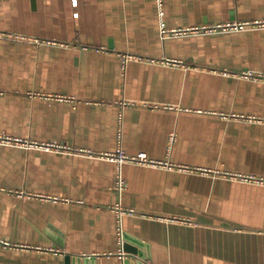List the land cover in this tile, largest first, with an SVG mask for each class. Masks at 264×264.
I'll return each instance as SVG.
<instances>
[{
    "label": "crops",
    "instance_id": "0c3cea01",
    "mask_svg": "<svg viewBox=\"0 0 264 264\" xmlns=\"http://www.w3.org/2000/svg\"><path fill=\"white\" fill-rule=\"evenodd\" d=\"M258 23L264 0H0V135L54 145L0 144V264H120L119 201L129 264H264ZM119 148L161 163L121 196Z\"/></svg>",
    "mask_w": 264,
    "mask_h": 264
},
{
    "label": "built area",
    "instance_id": "2783aa9c",
    "mask_svg": "<svg viewBox=\"0 0 264 264\" xmlns=\"http://www.w3.org/2000/svg\"><path fill=\"white\" fill-rule=\"evenodd\" d=\"M161 1L162 0H159V3H161ZM258 26L259 27L264 26V23H258ZM241 27L242 25L227 24V25H218L216 27H206L205 31H209V32L210 31H229V30L239 29ZM199 32H200V29L198 28L167 31L164 26L162 27L163 36L167 33H170L172 36H178V35H189L191 33H199ZM119 120H120L119 121V136H121L122 134V115L120 116ZM0 144L23 145L25 147H33V146H38V145L54 146L50 143H39L31 139L13 138V137H9L6 135H0ZM101 156L111 161H114L117 165V176H116L117 179H116L115 190L120 196L125 191L126 186H127L126 180L122 172V166L124 163L130 162L134 164L150 165V166H156L158 164H161L158 161H155L154 159H151L150 157H148V155L144 152H140L135 155H128L121 148H119L116 152L102 154ZM229 176L240 178L244 181H257V182L263 181V179H257L253 176H247V175H242V174H230ZM113 210L116 212V216H117V226H118L117 227V230H118L117 240H118L119 247H120L119 248L120 264H125L127 253L124 250V245L126 241L125 240L126 233L123 227V217L126 214H131L133 211L131 209H126L125 207H123L120 201L113 206Z\"/></svg>",
    "mask_w": 264,
    "mask_h": 264
},
{
    "label": "water",
    "instance_id": "95a60500",
    "mask_svg": "<svg viewBox=\"0 0 264 264\" xmlns=\"http://www.w3.org/2000/svg\"><path fill=\"white\" fill-rule=\"evenodd\" d=\"M129 248L130 247H128V245H127V243L124 245V250L128 253H130V252H132V253H137V251L135 250V249H133V248H130V250H129ZM125 264H129V261L128 260H125Z\"/></svg>",
    "mask_w": 264,
    "mask_h": 264
}]
</instances>
